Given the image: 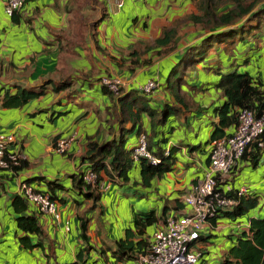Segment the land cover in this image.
I'll list each match as a JSON object with an SVG mask.
<instances>
[{
  "label": "crops",
  "instance_id": "1",
  "mask_svg": "<svg viewBox=\"0 0 264 264\" xmlns=\"http://www.w3.org/2000/svg\"><path fill=\"white\" fill-rule=\"evenodd\" d=\"M100 1L105 2L108 14L98 25L96 42L99 47L96 46L95 38H92L90 31H87L82 46H80L82 43H78V46L67 45V47L66 44H70L68 42L78 41L73 34L67 35L71 17V14L65 11L67 0H28L20 10L15 12L14 16L5 13L4 1L0 0V87L14 82L32 87L42 84L47 79L59 82L63 78L70 77L74 82L72 88L76 89L71 100L63 99L66 91L54 94L49 90L45 95L29 101L20 108H5L0 103V132L14 134L15 141L10 145V150L20 153L23 158L29 161V166L17 173L0 169V264H64L77 258V252L83 248L84 244L79 238L76 216L90 202L82 204L81 196L71 190L57 189L54 191V194L63 200L58 201L62 220L68 219L72 224V230L68 233L64 231L60 223H55L48 215L38 214L36 208L29 204V210L32 209L39 215L44 234L52 242H45L43 247L24 248L19 243L18 236L21 232L17 229V214L12 206L13 198L20 194V182L26 178L40 176L44 179L34 180L30 184L38 191H47V181L49 180L61 181L62 184L70 187L69 175L78 173L86 165V162H83V156L86 151L87 137L94 135L97 141L102 142L116 136L118 131V120L113 113L114 103L102 93L99 80L108 75L118 78L123 84L122 90L128 91L138 89L145 81L154 78L158 80L160 86L147 96L150 99V105L157 107L162 104L163 99L168 98V94L164 92L163 84H161L162 74L173 64L177 52H180L185 44L197 40L203 34L196 32L200 36L195 39H190L188 36L190 40L186 41L178 50L159 60L154 59L153 56L151 64L135 67L131 71L130 49L138 45L137 42L143 43L135 37L128 36L126 30H129L131 24L134 22L135 26H138L136 28L138 31L140 24H142L141 29L155 30V38L159 35L162 27L169 26L175 19L182 18L186 14L197 13L195 1L134 0L132 2V0H122L123 5L120 8H117L116 5L118 0ZM135 4H137V8L134 6ZM87 25L89 26V23ZM63 32L64 36H62ZM261 38L257 50L264 46V35ZM252 39L251 45L260 40ZM79 41L81 40L79 39ZM130 46L132 47L129 48ZM126 48H128L127 51ZM202 76L201 74L198 78L201 79ZM256 76L260 77V80L263 79L262 74ZM77 86L78 88H76ZM161 91L165 94L164 96ZM217 93V96L208 97V99H194L196 103L207 108L205 111L198 115L180 113L172 116L166 124L167 126L170 123V127L174 129L175 125H179V123L181 126L184 123L191 128L197 123L199 130L192 135L186 134V139L179 140L178 137L180 142L177 145L183 144L184 146L177 152L178 161L175 169L166 173L163 178L153 180L152 186L156 191L155 199H157V206L153 209L157 216L160 215L161 206L165 203L172 205L174 198L181 199L185 193H181V191L191 188L193 183H190L191 179L198 176L195 178V184L202 177L204 172L197 173L196 170L200 168L205 170L208 166L206 160L211 143L206 144L205 141L202 143L198 138L201 136L202 129L204 130L206 127L210 135L213 129L212 122L217 120L216 114L212 112L213 108L221 105L224 100L220 92ZM37 110H41V112ZM59 111H67V114L59 117L55 115L50 119L52 112L56 114ZM199 117L202 118L197 120ZM141 125L147 131L150 130V118L145 113L141 114ZM165 127H156V129L162 134H167ZM58 134L60 138L73 136L66 154L57 152L52 146L53 138ZM136 138V133L128 135V148L135 144ZM188 142L198 143L193 145L196 146L194 151L188 149L190 146ZM169 145H176V142L168 139L166 146ZM238 166L234 180L239 185H246L248 190L258 195V205L249 215L262 216L264 214V148L254 174L258 179H253V177L246 179L241 175L247 162L241 161ZM195 173L199 175L193 177ZM66 178L67 180H65ZM104 182V186L106 187L108 184V188L103 190L101 204L107 211V227L111 224L113 228L112 232L108 233L106 226H101L100 229L97 228V237L92 238L90 230L92 224L95 225V223L92 219L94 216H90L88 236L89 243L93 248L90 251H83V258L87 260L85 264H136V259L116 262L109 251L103 253L101 248L104 244L111 246L113 240L122 237L124 229L129 225L126 219L130 218L131 220L133 211H143L147 206L141 202L144 196H140V200L135 196L139 193L147 194L149 202L154 197L149 193H153V191L141 188L139 190L132 189L128 191V194H134V198L130 196L128 199L121 198L120 193L123 190L114 187L106 179ZM76 202L81 203L83 208ZM186 208V206L180 210L171 208L167 211V215L175 212L181 213ZM97 211L99 213V210ZM111 214L115 216L114 221ZM248 221L249 217L231 221L221 216L215 220L210 233L216 237L210 238L209 241L206 240L215 243L214 251L216 253H211L210 261L219 262L221 246L229 244V235H232L233 238L234 235L242 231L238 228L237 223L246 224ZM123 223L124 225H122ZM118 227H121L119 232L114 229ZM152 227L151 235L156 225ZM223 233L226 234L221 239ZM217 237H220L219 241H216Z\"/></svg>",
  "mask_w": 264,
  "mask_h": 264
},
{
  "label": "trees",
  "instance_id": "2",
  "mask_svg": "<svg viewBox=\"0 0 264 264\" xmlns=\"http://www.w3.org/2000/svg\"><path fill=\"white\" fill-rule=\"evenodd\" d=\"M197 7V13L186 14L182 18L175 19L169 26L161 28L160 33L151 42L135 45L130 49V70L135 67L151 64L152 58L146 56L151 52L154 59H162L173 53L183 46L186 41L183 39L185 34L202 32L203 34L195 41L185 44L182 50L177 52L179 59L173 64L166 80H164L163 89L168 98L163 99L162 104L157 107L150 105L148 96L138 89L128 91L121 90L119 95H115L106 86L101 85V91L108 96L114 103L113 113L118 120V131L116 136L111 139L99 142L94 135L86 139L85 155L83 162H86L84 168L78 173L69 175L70 187L57 182V180L47 181V192L52 199L63 201L54 194L55 190L69 191L82 197L85 202H90L84 206V210L77 214L79 238L84 246L77 252L76 259L64 264H85L83 251H90L93 246L89 243V224L91 218L88 213L91 210H99L103 213L104 206L101 204L103 196V183L106 179L109 183L123 190L124 197L129 194L126 191L147 189L152 187L153 180L161 179L166 173L175 169L177 163V152L184 146L183 144L171 145L169 153L164 154L168 137L161 133L156 127H165L172 116L180 113L196 114L205 111L207 108L194 101L189 91L182 89V84L191 86L187 83V70L195 68L202 63V60L213 51V47H230L235 43L236 35L239 32L248 33L256 32L258 28L264 32V0H194ZM95 4V6L93 5ZM89 8L88 15L80 14L81 10ZM65 11L69 14V33L67 35L75 36L78 41L68 42L70 47L83 45L87 31H90L92 38L96 40L98 25L107 17L108 11L105 2L100 0H67ZM95 13V14H94ZM15 14V13H14ZM11 15V16H14ZM16 15V14H15ZM89 23V26L87 25ZM190 28H186V27ZM65 33L63 32L64 36ZM264 35V33H263ZM263 35H260L262 37ZM243 37V36H242ZM240 38V37H238ZM252 38H256L252 36ZM79 39L81 41H79ZM259 41L254 47H259ZM96 46H98L96 42ZM68 47V46H67ZM225 48V49H226ZM264 50V46L259 49ZM177 59V57H176ZM218 62H221L218 60ZM1 66V65H0ZM225 73H220V79L216 84L223 102L218 107L213 108V114H216L217 120L212 122L213 129L206 144L222 138L234 131L238 123L240 109H250L255 116H259L264 110V77L260 80L255 74L246 71L239 73L236 69L228 68ZM1 70V68H0ZM1 72V71H0ZM110 76V75H108ZM256 76V77H255ZM111 77V76H110ZM100 82V80H99ZM72 78L62 79L54 82L47 79L42 84L32 87H26L19 83H11L0 87V103L5 108H20L29 101L39 98L51 90L54 94L65 92L63 99L71 100L76 89L72 88ZM13 88V90H12ZM118 104V105H117ZM41 112V110H37ZM112 113V112H111ZM145 113L150 118L149 132L142 128L141 114ZM67 114V111H59L50 114V119L55 115L57 117ZM160 133H159V132ZM144 132L147 137L148 149L157 156L160 161L152 164L147 158L140 157L136 162L132 158V148L127 147V137L131 133L137 135ZM59 134L53 138V148H56V142ZM261 144V145H260ZM264 148V130L258 136V139L248 145L242 155V161L247 165L256 168L259 165L262 150ZM190 151H194L196 146H189ZM20 154V153H19ZM62 154H66V151ZM207 158L206 162L208 163ZM136 163V164H135ZM137 165V166H136ZM29 166V161L22 156L18 158L17 164L10 163L3 170L17 173ZM138 169V180L130 177L131 169ZM91 169L97 174L96 184L86 183L83 174L87 169ZM44 179L43 177L26 178L24 181L31 184L34 180ZM234 179V177H233ZM237 181L232 180L231 189L225 194L234 195L239 188ZM36 190V189H35ZM37 191V190H36ZM78 206L81 203L76 202ZM29 201L23 194H17L12 200V206L16 216L17 229L21 232L18 236L19 243L24 248L43 247L45 242H52L45 236L42 225L39 221V215L32 209L29 210ZM258 205V195L248 190L241 198L239 203L230 208L223 210V217L231 221H238L244 217H249V226L247 230H242L236 235L230 236L229 244L221 246V255L219 262L209 260L211 253L215 251H202L199 264H264V216H252L250 212ZM184 203L179 198L173 199V204L165 203L159 216L155 214L154 209L148 211H133V216L129 225L124 229L123 236L113 240L111 246H104L101 251H109L110 255L117 261L135 260L138 253L144 252L151 235L147 233L150 226H155L158 222H163L167 218V211L171 208L180 210ZM29 210V212H27ZM215 218L211 219L212 224ZM72 230V224H71ZM70 230V231H71ZM69 231V232H70ZM210 232H204L200 240H207ZM228 235V234H227ZM228 236V237H229ZM35 239V242H33ZM219 241V240H216ZM96 249V248H95ZM209 262V263H208Z\"/></svg>",
  "mask_w": 264,
  "mask_h": 264
},
{
  "label": "built area",
  "instance_id": "3",
  "mask_svg": "<svg viewBox=\"0 0 264 264\" xmlns=\"http://www.w3.org/2000/svg\"><path fill=\"white\" fill-rule=\"evenodd\" d=\"M3 1L5 13L11 16L28 0ZM116 5L120 8L123 1L118 0ZM100 84L106 86L115 95L121 93L123 86L120 79L110 76H103ZM158 85L156 79L151 78L138 90L150 94L158 88ZM263 130L264 110L259 116H255L250 109H240L234 131L211 142L207 168L202 177L181 197V201L187 207L185 211L168 214L165 221L156 224L151 239L148 240L149 245L144 252L138 253L136 264H196L199 261L202 253L200 237L205 230L212 229L211 219L223 217V210L236 206L248 191L246 185H240L234 195H226L225 193L231 189L227 178L242 161L245 149L258 139ZM72 140L73 136L59 138L55 150L59 153L65 152ZM14 141V134L0 132V169L7 168L10 163H18L21 155L10 150V145ZM169 147L170 145L166 146L165 155L169 153ZM131 148L134 161L139 160L140 157L147 158L152 164L160 161L148 149L144 132L137 135L136 142ZM83 178L86 183L94 184L97 174L89 168L83 174ZM107 188L108 184L105 187L103 183L102 189ZM19 193L36 208L38 214L50 216L51 220L60 223L67 233L71 230L70 221L61 218L58 200L52 199L47 191H36L33 186L23 181L19 184ZM237 226L239 229L247 230L249 221L246 224L238 222Z\"/></svg>",
  "mask_w": 264,
  "mask_h": 264
},
{
  "label": "rangeland",
  "instance_id": "4",
  "mask_svg": "<svg viewBox=\"0 0 264 264\" xmlns=\"http://www.w3.org/2000/svg\"><path fill=\"white\" fill-rule=\"evenodd\" d=\"M132 2H134V0H132ZM95 6V4H93ZM137 8V4L134 5ZM142 7V6H141ZM136 10V9H135ZM91 10H89V8H84L81 10L80 14H86L88 15V13H90ZM95 14V13H94ZM137 18V17H136ZM138 26H135L134 22L131 24L129 30H126L128 33L129 37H135L138 41H143V43L145 42H151L154 38V35L156 33L155 30L152 29H141L142 24H140V30L138 31L136 28ZM264 32H262L259 28L256 32H251L250 34L254 37H256L255 39H262L260 37V35H263ZM199 34V33H198ZM197 33L191 34H185L183 36H185L183 39H187L188 36L190 37V39H195L196 37H199ZM201 34V33H200ZM243 36V37H242ZM252 36H249L248 33H241L239 32L238 35L235 36V38H237L235 40V43L230 46V47H223L222 45H220L219 47H213V51H211V53H209L208 56H206L203 60L202 63H200L199 65H197L195 68L191 69V70H187V74H186V78L187 83L189 85H191L190 87L187 86L186 84H182V89L183 90H187L189 91L190 95L195 99V100H202L203 98L208 99V97H212V96H217V92L219 91L216 87V84L218 83L219 79H220V73H225L227 72L229 69L228 68H233L236 69L239 73L241 72H248L251 75L255 74H262V76L264 77V50H257L256 47H254V45H251V40ZM240 37V38H238ZM138 44H143L140 42H137ZM132 46H130L129 48H131ZM226 48V49H225ZM128 48H126L127 51ZM147 57L149 58H153L152 53H147L146 54ZM180 55L177 56V59L174 61V63L179 59ZM218 60H220L221 62H218ZM42 63V62H41ZM172 66H169V68L165 71L164 74H162V82L161 84H164V80H166L169 72L172 69ZM203 75L202 78H198L199 75ZM158 82V80H156ZM159 84V83H158ZM160 86V85H158ZM78 88V86L76 87ZM162 96H164L165 94L162 93ZM222 97V96H221ZM211 109V108H210ZM197 115L200 113H196ZM195 115V114H193ZM210 116H213V114H210ZM202 117H199L200 120ZM210 121H212L210 119ZM170 123H168V125L165 127V130L167 131L166 137H169V139H172V141H175L176 144L179 143V140H183L184 138L186 139V134L192 135L198 132L199 130V124L195 123L196 126H192V128L190 126H186L183 125L181 126V123H179V125H175L174 129L172 127H170L171 125H169ZM176 128V131H175ZM189 131V132H188ZM149 132V131H148ZM201 135V136H200ZM198 137L199 141L201 140V142L203 143L204 141H206L209 138V131L208 128L206 127L204 130L202 129V132ZM179 137V140H178ZM60 138V137H59ZM198 141V142H199ZM188 144L190 146L193 145H197L198 143L195 142H188ZM187 151V150H186ZM188 153V152H187ZM62 154V153H61ZM136 164V163H135ZM248 164V163H247ZM137 166V165H136ZM136 168V167H135ZM239 168V166L234 170V172H232L229 177L227 178V182H229V184H232V180L234 175H235V171H237V169ZM196 170V169H195ZM255 170L256 168H253L250 165H247L246 167L243 168L242 170V176L243 178H248V177H253V179H258L257 176H254L255 174ZM202 171L204 172L203 169H199L196 170L197 173H202ZM195 173L193 175V177L195 175H199ZM130 177L132 179L138 180L139 178V173H138V169H131L130 171ZM198 177V176H196ZM194 179L190 180V183H192L191 185L194 184ZM67 180V178L65 179ZM60 183H62L61 181H59ZM96 184V182L94 183ZM92 184V185H94ZM64 186L67 187V185L64 184ZM114 187H117L115 185H113ZM118 188V187H117ZM148 190H152V192H150L149 194L153 195L154 197L151 198L149 200V202L147 201V194H141L139 193V195H136L135 198L140 200V196H144L143 199H141V202L143 204H146L147 206L145 207V209L143 211H148L150 209L156 208L157 206V199H155L156 197V191L154 190V187H150L147 188ZM189 189H184L181 191V193L183 192H187L189 191ZM131 191V190H130ZM123 192V191H122ZM120 193V197L122 198H126L124 197L123 193ZM127 193H129L128 191H126ZM160 194V192H159ZM129 196L131 198H134V194H129ZM129 196L127 197V199L129 198ZM81 203L84 204L85 201L82 199V197H80ZM81 204V208H83ZM90 204V203H89ZM88 204H86L87 206ZM163 206H161L162 209ZM83 210V209H82ZM111 212V211H109ZM106 209L104 207V211L103 213H98L97 210H92L88 213V217L90 216H94L93 219V223H95V225L92 224V228H91V236L92 238L97 237V228H101V226H106V231L108 233L112 232V228L113 225L111 227L110 226L107 227V217H106ZM264 216V214L262 215ZM112 220H115V216L113 214H111ZM98 220V221H97ZM122 221V220H121ZM130 218L126 219V222L129 223ZM124 222V219H123ZM124 225V223L122 224ZM116 231H120L121 227L118 228H114ZM153 229L152 226H150L149 231L147 232L149 235H151V230ZM218 229H221V227H218ZM212 229L208 228L207 230H205V232H211ZM215 232L218 233L217 230H215ZM226 233L221 234V239L223 237V235H225ZM100 235V234H99ZM208 236V235H207ZM216 237L215 235H210L208 236L207 241H209L210 238H214ZM220 237H217L216 240H219ZM206 240H200L199 244L201 247V251H208V253H210V251H214V242H207ZM199 264V263H196Z\"/></svg>",
  "mask_w": 264,
  "mask_h": 264
},
{
  "label": "clouds",
  "instance_id": "5",
  "mask_svg": "<svg viewBox=\"0 0 264 264\" xmlns=\"http://www.w3.org/2000/svg\"><path fill=\"white\" fill-rule=\"evenodd\" d=\"M146 95H148V94H146Z\"/></svg>",
  "mask_w": 264,
  "mask_h": 264
}]
</instances>
